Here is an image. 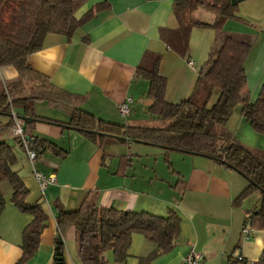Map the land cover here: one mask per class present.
<instances>
[{"label":"crops","instance_id":"0c3cea01","mask_svg":"<svg viewBox=\"0 0 264 264\" xmlns=\"http://www.w3.org/2000/svg\"><path fill=\"white\" fill-rule=\"evenodd\" d=\"M233 6L237 17H228L219 28L193 25L181 54L166 41L167 33L178 28L174 0H86L76 16L90 17L71 38L48 33L28 55L26 95L35 90L42 94L31 99L26 114L32 119L27 122L30 132L62 150L56 153L48 146L31 164L22 147L14 148L15 166L28 188L26 202L40 201L48 216L36 251L23 264H55L56 205L74 211L86 199L100 207L158 215L172 210L180 217L177 244L148 264H184L190 245L202 254V264H232L237 255L257 261L264 251V228H254L247 238L242 229L259 195L254 191L238 201L246 181L237 171L203 155L117 138L127 126H158L147 112L148 80L135 75L145 53L159 55L165 100L179 103L191 95L225 35L251 40L243 64L246 90L250 100L256 99L264 85V0H240ZM216 16L202 4L190 13L192 21L208 24ZM190 59L193 66L187 64ZM17 76L14 67H0V83ZM128 96L133 104L125 117L118 105ZM80 124L95 134L80 131ZM225 126L244 145L264 150V136L254 132L238 109ZM36 171L53 175L54 182L41 188ZM1 190L6 203L0 214V264H16L22 230L32 215L10 201L7 184ZM62 236L65 264H81L73 228L66 227ZM151 250L134 233L123 261L112 250L104 257L106 264H139Z\"/></svg>","mask_w":264,"mask_h":264},{"label":"trees","instance_id":"16d2710c","mask_svg":"<svg viewBox=\"0 0 264 264\" xmlns=\"http://www.w3.org/2000/svg\"><path fill=\"white\" fill-rule=\"evenodd\" d=\"M85 2L0 0V67L12 66L18 72L14 80L0 83V214L6 203L1 186L7 184L11 189L10 201L20 211L32 215L22 230V255L16 264H23L34 254L48 216L40 201L26 202L28 188L15 166L14 148L16 145L22 147V143L18 139L3 138V134L14 124L12 113L18 117L26 116L31 109V99L42 95L38 90L32 96L26 95L25 78L30 77L31 72L28 55L41 47L48 33L71 38L90 17L88 13L80 18L76 16ZM199 4L216 12L211 24L190 19L191 11ZM233 8L231 0H174L178 28L167 33V43L184 53L193 25L219 28L228 17H237ZM251 42L232 34L225 35L205 71L199 74L191 95L179 103L165 100L166 80L158 71L159 55L145 53L135 68V75L148 80L146 96L150 103L147 112L160 124L127 126L117 138L203 155L237 171L246 181L238 201L254 191L259 195L257 204L245 218V223L254 229L264 228V150L244 145L225 126L230 115L238 109L254 132L264 136V85L255 100H250L246 90L243 61ZM51 92L59 94L56 90ZM77 126L88 136L95 134L83 124ZM24 132L36 158L48 146L56 153L62 150L53 142L31 134L29 123L25 121ZM56 212L59 232L54 241L55 264H65L62 235L66 227L74 230L81 264H106L104 252L107 250L113 251L116 260L123 261L134 233L141 234L152 245V250L139 258V264H148L154 257L171 250L179 240L180 217L172 210L158 215L100 207L93 199H86L74 211L56 205ZM254 264H264V251Z\"/></svg>","mask_w":264,"mask_h":264},{"label":"built area","instance_id":"2783aa9c","mask_svg":"<svg viewBox=\"0 0 264 264\" xmlns=\"http://www.w3.org/2000/svg\"><path fill=\"white\" fill-rule=\"evenodd\" d=\"M189 66H193V61L190 59L187 61ZM133 104V99L131 97H126L119 105L118 110L122 116H128ZM13 126L9 130V138L18 139L22 143V148L25 150L29 162L32 164L36 158V153L33 149L29 147L27 136L24 132V120L12 113ZM34 176L40 185L43 188L46 184L54 182L55 178L53 175H43L39 172H34ZM253 229L249 227L248 223H245L244 228L242 229V238H247L252 234ZM184 264H202V254L195 249L194 245H190L187 250L184 258ZM234 264H254L253 261L247 260L241 255L235 257Z\"/></svg>","mask_w":264,"mask_h":264},{"label":"water","instance_id":"95a60500","mask_svg":"<svg viewBox=\"0 0 264 264\" xmlns=\"http://www.w3.org/2000/svg\"><path fill=\"white\" fill-rule=\"evenodd\" d=\"M238 1L240 0H231V3L234 5L236 4ZM21 119H23L25 122H30L32 119L28 118L26 116H20ZM62 258L58 259V261H60Z\"/></svg>","mask_w":264,"mask_h":264},{"label":"rangeland","instance_id":"374dc122","mask_svg":"<svg viewBox=\"0 0 264 264\" xmlns=\"http://www.w3.org/2000/svg\"><path fill=\"white\" fill-rule=\"evenodd\" d=\"M138 109H140V108H138ZM138 109H137V111H138ZM137 111H136V112H137ZM155 120H156V119H155ZM157 122H158V121H157ZM159 124H160V123L158 122L157 125H159ZM248 147H249V146H248ZM250 148H251V147H250ZM252 149H254V148H252ZM252 193H253V192H251V193L248 194L247 196H250Z\"/></svg>","mask_w":264,"mask_h":264}]
</instances>
